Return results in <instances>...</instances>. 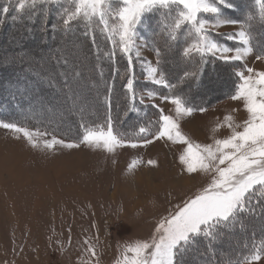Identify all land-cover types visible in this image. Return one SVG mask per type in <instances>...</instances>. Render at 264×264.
Returning <instances> with one entry per match:
<instances>
[{
    "label": "rangeland",
    "instance_id": "obj_1",
    "mask_svg": "<svg viewBox=\"0 0 264 264\" xmlns=\"http://www.w3.org/2000/svg\"><path fill=\"white\" fill-rule=\"evenodd\" d=\"M0 1L4 6L17 2ZM228 10H223L226 16ZM13 12L16 13L15 6ZM232 15L234 16L233 13ZM153 19H157L156 16L149 15L147 21ZM11 24L12 19L3 35L0 28V84L13 82L15 66L22 64L28 69L26 65L37 64L45 68V73L40 71L42 74L39 79L41 86L47 91L38 95L32 89L35 97L27 103L35 109L32 112L37 119L56 127V130L50 127L48 129L54 131L59 139L65 140L66 143L78 142L82 131L79 136L61 133L71 131L73 121L60 125L57 118L61 115L60 106L64 107V104L69 115L79 114V110H73L72 102L67 99L68 93L64 88L62 74L71 78L77 71L81 73L78 87L82 97L89 102L88 110L93 115L94 108L100 109L99 88L102 80L96 65H92V70L88 69L90 66L87 58L91 52L82 57L84 48L72 38L75 28L68 32L63 31L65 41H59L53 34L43 36L38 26L31 24L30 28L27 27L30 32L26 29L24 37L18 39L11 35ZM150 30V25L147 30L143 26L139 28L140 38L137 39V44L147 41L148 47L141 48L143 58L151 62L152 66H156L152 38L149 39L148 34ZM182 30L181 38L187 42V46L193 37L187 35V28ZM238 30L239 25L224 26L217 32ZM52 31L51 28L50 32ZM217 32L212 35L221 43L229 47L241 46L237 45L236 41L218 36ZM39 35L41 39L36 38ZM53 53H56L55 57H52ZM62 55L67 58V64L63 61L57 62V58ZM206 55L218 59L220 54ZM171 56L173 60L170 70L173 73L184 62L172 51ZM133 60L132 67L136 79L151 83L145 78V67L135 61V57ZM218 60L230 63L229 75L236 84L240 83L237 72L248 75V67L264 71V59L257 60L255 55H249L241 61ZM7 64L11 65L7 67ZM33 70H30V73L39 74ZM92 75L96 76L94 81L85 80ZM49 77L51 79H46ZM206 77L203 86L197 83L189 86L191 92L203 100L210 98L213 93L224 91L228 86L226 78L222 75L214 78L211 73ZM210 79L212 82H209ZM125 83L121 84L123 90ZM146 89L149 88L143 86L136 91L139 94ZM231 95L205 107L203 112L197 109L191 115L181 117L179 123L183 134L190 141L200 144H211L215 138L227 137L230 134L227 127L213 130L217 124H222L226 115L232 116L235 123H241L247 118L243 101L232 100ZM137 100L139 101V97ZM147 103L155 104L159 114L162 109L164 114L175 116L174 106L162 102L159 97L152 101L145 99L144 104ZM114 128L120 132L116 126ZM158 128L156 122L152 124L150 135L147 134L149 139H152ZM129 137L128 133L125 134V138ZM183 147L164 138L153 140L147 146L117 148L112 153L82 143L78 147L56 145L47 150L32 148L22 136L16 138L9 130L0 128V264H83L90 259L95 264L94 258L86 252L88 245L84 244L85 240L96 249L100 264H116V260L121 258L125 244L147 239L161 218L176 211L187 199L206 186L209 176L190 175L184 171L178 160ZM150 159L154 160L155 164H148ZM134 160L138 163L129 169L128 165ZM256 219L261 221L262 217L256 216ZM255 229L264 235L263 225ZM231 237L224 247L215 251L216 255H219V262L228 258L230 248L237 243L234 235ZM192 254L188 251L178 256V264H201L203 260ZM257 264H264V257Z\"/></svg>",
    "mask_w": 264,
    "mask_h": 264
},
{
    "label": "snow or ice",
    "instance_id": "obj_2",
    "mask_svg": "<svg viewBox=\"0 0 264 264\" xmlns=\"http://www.w3.org/2000/svg\"><path fill=\"white\" fill-rule=\"evenodd\" d=\"M254 3L259 6L258 17L249 12L241 20L224 14V9H235L236 5L232 0H17L16 15L11 17L13 21H18L20 14L25 10L30 20L33 17L42 18L48 15L49 5H58L59 23L53 24V30L61 27L68 32L74 24L82 25L84 35L92 34L95 44L94 33L99 28L112 45V49L104 55L110 60H115L118 51L127 58L129 71L122 79H126L123 87L131 101L128 110L137 111L134 104L138 97L140 104H144L145 99L152 101L159 97L162 102L174 106L175 116L166 115L161 109L159 128L152 139L147 136L149 129L141 126L139 133L145 135L141 136L139 141L125 138L124 133L117 132L111 115H108L103 123L88 122L85 120V114L89 102L82 97L79 90L78 78L81 73L77 71L71 78L67 74L62 75L64 88L68 93L67 99L72 102V109H78L81 116L82 134L78 137V142L66 143L65 140L59 139L54 131H49L47 126L30 127L26 123L0 119V128L9 130L16 138L22 136L32 148L47 150L56 145L73 148L82 143L112 153L117 148L147 146L153 140L166 138L173 144L184 146L178 156L184 171L190 175L204 174L210 177L206 186L197 194L187 199L176 211L161 218L147 239L125 244L121 258L116 260V264H178L177 257L200 241L205 242L206 250L214 252V246L228 233L237 228L245 229V215H254L257 205H264V71L248 67V75L243 72L236 73L240 83L236 85L235 93L230 98L243 101L247 118L241 123H235L232 116L226 115L222 124H217L213 130L227 127L230 130L227 137L215 138L211 144L194 143L181 131L179 119L191 115L195 109L186 106L184 98L172 91L177 85L170 83L160 68L163 60L161 48L153 46L156 66H152L151 62L143 58L141 52V48L148 47L147 41L137 44V39L140 38L139 28L143 26L147 30L146 21L149 15L156 16L158 31L153 34L166 38V48L171 47L169 41L176 39L178 31L187 28V35L193 37V40L183 48L182 55L189 59L199 55L200 60L195 71L183 73L180 83L188 78H198L206 64L205 56L208 53L213 56L219 53L217 58L224 61H241L249 55H255L257 60L264 59V45H260L258 41L253 43V29L257 19L264 25V0H254ZM9 11V6L0 9L3 14ZM235 25H239L238 31L217 32L221 27ZM42 31H46L43 26ZM213 32H217V35L223 36L225 40L236 41L237 45L241 46L229 47L216 39L212 35ZM153 44L155 45V42ZM133 57L145 67V78L153 85L169 89L168 94L155 89L137 93L134 74L131 71ZM61 61L68 63L63 55L57 58L58 63ZM108 92H112L111 85L108 86ZM104 101L110 106V95L104 97ZM153 107L156 105L153 104ZM199 111L203 112L205 109L200 108ZM34 118L35 113H32L24 119ZM37 124L43 122L38 120ZM136 163L138 161L134 160L129 164V169ZM147 163L155 164V161L150 159ZM261 211L264 212V207H261ZM84 244L88 245L86 252L94 258L95 264H100V257L94 246L87 240ZM262 257L264 240L256 243L253 238L247 254L236 259L234 264H257ZM83 264H93V260H86ZM229 264H233V261L230 260Z\"/></svg>",
    "mask_w": 264,
    "mask_h": 264
},
{
    "label": "trees",
    "instance_id": "obj_3",
    "mask_svg": "<svg viewBox=\"0 0 264 264\" xmlns=\"http://www.w3.org/2000/svg\"><path fill=\"white\" fill-rule=\"evenodd\" d=\"M232 2L236 5V7L235 9H233L234 11L228 10L227 16L233 19L242 20L246 14L251 12L256 14L258 17L259 6L255 5L254 0H232ZM9 4L13 6L12 8L11 5H8L10 8L9 13L4 14L3 16L2 13H0V28L2 30L0 31L2 35L5 29H7L10 26L12 15H16V13L13 12L16 2L14 1V3H9ZM3 6L4 3L0 1V9H2ZM64 6H68V5L64 4ZM48 9L49 11L47 16H44L42 18L33 17L31 18V20L29 19L27 10H25L23 14H20V18L18 19V21L12 20L13 24L11 25L13 31L11 35H13V37H16L18 39L24 37V33L27 27L30 28L29 25L36 24V27L38 26L37 28L39 31H42V26L43 28H46V31H42L43 36L45 34H47V36L53 34L54 36H56V38H58L59 41H65L66 37L64 36L63 28L58 27L56 30H53L52 27L53 24L59 23L57 13L60 10V6L49 5ZM232 13L234 14V16L232 15ZM147 24L151 26V30L148 31V34H149V39L152 38V45L160 47L163 52V60L161 62L162 66H160V68L166 74L169 82L177 85V87L172 91L176 95H180L184 98L186 106L192 107L195 110L200 108H205L212 105V103L218 100L230 96L231 94H233V92H235L237 84L233 82L234 80L233 81L231 80V76L229 75L230 63L222 62L218 59L212 58L207 55L205 56L206 64L204 65L203 71L198 74V78H188L185 79L183 83H180V77L183 76V73L185 71L193 72L196 70V64L200 60L199 55H195L192 59L186 58L182 55L183 48L186 46L187 43L181 38V35L183 34L182 33L183 30L177 32L176 39L169 41L171 47L166 48L164 46V39L166 38H162L161 36L153 34L155 31H158L157 19L148 20ZM51 28L53 30L52 32H50ZM73 28H75L76 31L73 34L74 36L72 38H75L76 42L77 43L79 42L86 51L82 53V57H84V55H87L89 51L91 52L89 58H87V61L90 66V68L88 69L92 70L91 68L92 65H96L99 71V76L102 80V85L99 88L100 109L97 107L94 108L93 115L92 112L88 110L87 113L85 114V120L88 122H93V121L103 122L108 115H111L114 126H116L121 133H124L126 135L128 133V136H130L135 140L140 139L141 136L145 135L139 133V128L141 126H144L149 130H151V126L155 122L159 126L158 123L159 112L155 107H153L152 104L150 103L140 104V102L136 100L134 106L137 109V111L128 110L131 101L129 96L126 94V90H123L121 87V84L126 82V79H122V77L126 76L127 72L129 71L127 58L122 56L118 51L115 60H110L108 57L104 55L105 52L110 51L112 49V45L101 34L99 28H97L94 33L96 37L95 44L93 43L92 40V34L88 36L84 35L85 30L82 25L77 26L74 24ZM27 32H30L29 29H27ZM253 36H254V40H253L254 44L258 41L260 45H264V25L260 24L258 19L253 29ZM36 38L41 39V35L36 36ZM153 42H155V45L153 44ZM97 45L99 46V50H97ZM171 51L174 54H176V56H178L177 57L178 59L184 62V64L182 63L179 69L176 68L173 71V73L170 70V64L173 60V57L171 56ZM55 55L56 53H53L52 57H55ZM34 57H37V55H34ZM10 65L11 64H7V67ZM12 66L14 65L12 64ZM26 66L28 69H26V67L23 66L22 64L19 65L18 67L15 66L14 69L15 73L13 74V80H12L13 82L9 83L7 81L5 85L0 84V119H4L6 121H18L21 124L26 123L28 126L42 125V126H47L48 128L50 127V129L52 130L53 129L56 130V127L47 124L42 119H37L36 116L34 119H28V120L24 119L25 116L32 115L33 113L32 110H35L33 109V107L31 108L30 105H28L27 103L28 100L32 101V99L35 97L34 96L35 93L32 94L33 91L35 90L38 95H42L44 91H47L41 86L40 84L41 79H39V75L42 74L41 72L45 73L44 70L45 68L39 65L37 66V64L26 65ZM36 66L37 69L35 68ZM22 69L24 71H22ZM29 69L30 70L34 69L33 71L39 74L35 75L33 73H30ZM114 69L116 70L115 72ZM1 70L2 69L0 68V71ZM131 71L134 74L133 67ZM211 73L214 78H217L220 75L224 76L226 78V82L228 83V86L224 91L216 92V94L213 93L210 98L203 100L202 97L191 92L189 86H191L192 83L193 84L197 83L198 85L203 86L204 79L207 78L206 76ZM88 78H86L85 80H90L92 82L94 81L96 76L92 75ZM134 78H135L136 89H141V87L145 86L148 87L149 89L158 90L163 94L169 93V89H162L159 86L153 85L149 82H145L144 80L138 81L136 79V75H134ZM53 81L55 82V80ZM209 82H212V79H210ZM109 85H111L112 87V92L110 94L108 92ZM60 86L61 84L59 85V87ZM32 89L34 90L32 91ZM109 95L111 98L110 106L104 101V97ZM91 97L93 96L91 95ZM53 101L56 102V100ZM65 105L66 104H64V107L60 106L59 110L61 112L60 113L61 115L60 117H57L58 122L60 125H64L66 121L68 122L73 121L72 122L73 128L71 131H62L61 133H67L74 136H79L78 134L80 133V131H82V129L80 128L81 116L80 114L69 115ZM38 120L42 121L43 124L38 125L37 124ZM132 134H136V135H132ZM261 207H264V205L258 204L254 215H245L244 217L245 225H246L245 229L241 230L240 228H237L236 231H232L231 233H228L223 238L222 241L218 242L214 246V252L206 250L204 241H200L195 246L190 248L188 251L193 253L198 258H200V260H203L201 264H229L230 260L233 261L234 264L236 259L240 258L242 255L247 254L248 250L251 248L253 238L255 239L256 243H259L261 240H264V235H262L257 229H255L260 225L261 227L262 225L264 226V212L261 211ZM256 216L262 217L261 221L257 220ZM253 234H255L254 237ZM231 235H234V239L237 240V243L236 245H233V247L230 248V251L228 253L229 254L228 258L222 260V262H219L218 261L219 255H216L215 251L221 249V247H224L225 243L226 242L228 243V241L232 238ZM245 245H247L248 247L246 248Z\"/></svg>",
    "mask_w": 264,
    "mask_h": 264
}]
</instances>
